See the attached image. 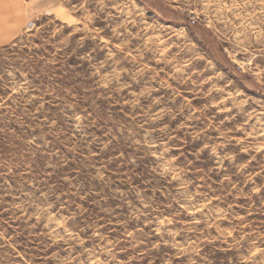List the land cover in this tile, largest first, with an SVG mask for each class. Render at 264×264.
<instances>
[{
    "label": "rangeland",
    "instance_id": "rangeland-1",
    "mask_svg": "<svg viewBox=\"0 0 264 264\" xmlns=\"http://www.w3.org/2000/svg\"><path fill=\"white\" fill-rule=\"evenodd\" d=\"M0 264H264V0H0Z\"/></svg>",
    "mask_w": 264,
    "mask_h": 264
}]
</instances>
